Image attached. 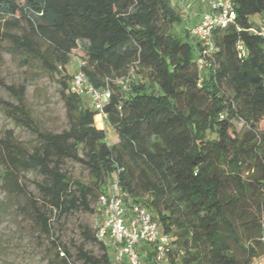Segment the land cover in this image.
Wrapping results in <instances>:
<instances>
[{
    "label": "trees",
    "instance_id": "1",
    "mask_svg": "<svg viewBox=\"0 0 264 264\" xmlns=\"http://www.w3.org/2000/svg\"><path fill=\"white\" fill-rule=\"evenodd\" d=\"M236 11V21L215 33L214 62L201 70L198 43L174 0H0L7 51L22 66L39 62L59 76L69 122L61 132L42 130L26 106V84H3L17 103L0 97V110L38 143L27 147L12 131L0 138V187L29 196L49 235L47 212L95 211L90 196L108 193L116 179L171 236L165 264H253L264 255V37L250 17L264 14V0H236ZM22 20V33L10 31ZM73 56L85 60L95 87L111 89L104 110L117 143H108L98 112L70 91ZM131 72L123 89L115 80ZM66 159L84 163L93 185L64 171ZM32 169L45 177L40 204L20 177ZM99 242V256L79 247L83 264H117ZM52 248L50 264H71L68 248L56 241ZM138 250L142 264H155L151 244Z\"/></svg>",
    "mask_w": 264,
    "mask_h": 264
},
{
    "label": "rangeland",
    "instance_id": "2",
    "mask_svg": "<svg viewBox=\"0 0 264 264\" xmlns=\"http://www.w3.org/2000/svg\"><path fill=\"white\" fill-rule=\"evenodd\" d=\"M174 5L181 13V8L176 1ZM199 12L198 8L192 9L189 21L183 20L182 26L190 28L194 23V17ZM250 20L254 25H258L261 16L254 14ZM22 25V28H12L10 31L22 33L23 28H27V21L22 20ZM9 45L11 42L8 38H0V97L17 103L15 97L4 85L25 83L26 106L35 124L42 130L50 132H61L68 128L69 122L61 94L62 85L58 81L59 76L53 75L39 62L30 67L22 66L21 58L7 51ZM69 67L72 72L76 70V56L72 57ZM140 77L142 78V75ZM86 102L90 105L88 99ZM96 123L102 126L99 115L96 117ZM106 124L108 143H117L116 133L107 119ZM235 125L237 130H242L241 123L236 122ZM9 131L13 132L17 141L27 147H33L38 143L37 136L32 131L22 125H16L0 110V138H4ZM63 170L72 178L93 185L89 169L84 163L66 159ZM20 177L27 191L33 198L39 199L40 204L41 191L38 184L45 179L44 174L39 169H32L22 171ZM32 203L29 196L25 194L10 196L0 187V264H50L51 259L55 257V250L52 248L54 241L70 250L71 264H83V260L79 257L80 246L95 256L102 254L100 242L86 236L88 231L96 236L100 221L97 197L90 196V207L96 208L95 211L86 210L81 206L65 214H59L56 211L47 212L51 223L49 235L44 233L42 227L35 222L32 216ZM144 264L147 262L144 261Z\"/></svg>",
    "mask_w": 264,
    "mask_h": 264
},
{
    "label": "built area",
    "instance_id": "3",
    "mask_svg": "<svg viewBox=\"0 0 264 264\" xmlns=\"http://www.w3.org/2000/svg\"><path fill=\"white\" fill-rule=\"evenodd\" d=\"M177 1L182 19L188 22L194 0ZM203 1L204 9L197 14L193 25L188 28L190 36L198 43L196 59L201 70L209 67L215 60L218 49L214 40L216 31L234 23L237 18L236 0ZM253 30L264 37V25ZM238 49L241 56L246 55L242 42L238 44ZM85 64L84 59L77 57L78 68L72 75L69 89L72 93L88 99L92 108L103 118H107L104 107L111 98V89L107 86L95 87L83 68ZM134 78L131 72L115 81L123 89H128ZM98 206L100 221L96 237L111 247L115 263L142 264L138 247L148 243L153 246L154 263L165 264L170 250L174 248L171 236L164 232L145 206L130 200L129 194L116 179L110 184L108 193L100 194Z\"/></svg>",
    "mask_w": 264,
    "mask_h": 264
},
{
    "label": "crops",
    "instance_id": "4",
    "mask_svg": "<svg viewBox=\"0 0 264 264\" xmlns=\"http://www.w3.org/2000/svg\"><path fill=\"white\" fill-rule=\"evenodd\" d=\"M177 2L178 4V1L177 0H174ZM179 5V4H178ZM205 7V2L203 0H194L193 1V4H192V9H199V11L201 12ZM199 12V13H200ZM261 16V21H259L260 23H258V25H255L256 27H259L261 25H264V14H260ZM197 18V14L196 16L194 17V20H196ZM99 115V114H98ZM101 120H102V126H100L101 128H104L106 130V133H107V124H106V118H103L101 115H99ZM105 121V122H104ZM253 264H264V255L262 257H260L259 259H257Z\"/></svg>",
    "mask_w": 264,
    "mask_h": 264
}]
</instances>
